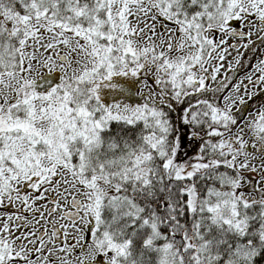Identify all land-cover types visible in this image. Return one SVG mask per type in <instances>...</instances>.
<instances>
[{
    "label": "snow or ice",
    "instance_id": "obj_1",
    "mask_svg": "<svg viewBox=\"0 0 264 264\" xmlns=\"http://www.w3.org/2000/svg\"><path fill=\"white\" fill-rule=\"evenodd\" d=\"M0 264H264V0H0Z\"/></svg>",
    "mask_w": 264,
    "mask_h": 264
},
{
    "label": "trees",
    "instance_id": "obj_2",
    "mask_svg": "<svg viewBox=\"0 0 264 264\" xmlns=\"http://www.w3.org/2000/svg\"><path fill=\"white\" fill-rule=\"evenodd\" d=\"M241 71H244V69L242 68Z\"/></svg>",
    "mask_w": 264,
    "mask_h": 264
}]
</instances>
